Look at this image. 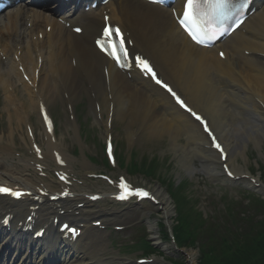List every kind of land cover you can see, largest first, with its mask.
Instances as JSON below:
<instances>
[{"label": "bare ground", "instance_id": "obj_1", "mask_svg": "<svg viewBox=\"0 0 264 264\" xmlns=\"http://www.w3.org/2000/svg\"><path fill=\"white\" fill-rule=\"evenodd\" d=\"M135 1L136 0H117L115 6L119 8V13L122 17L130 21L136 27L137 36H147L150 43L148 51L151 52L154 59L158 61L160 70L169 73H177L179 82H177L176 86L186 92V100L197 106L200 111L209 117L212 129L227 146L230 156L228 164L231 169L238 174L247 173V169H243V171L242 168L235 165V160L238 151L240 150L242 153L248 146L247 142L244 140L245 138L251 143L259 144V146L262 145L259 139L262 133H264V111L261 110L254 101L252 102V99L249 98L247 91L244 89L251 90L252 88L255 94L264 100V61L262 59L245 58L240 52L243 49L248 50L249 48L256 51H264V12L255 15L248 21L247 25V28H249L256 37L260 38V42L246 38L241 34L235 35L225 44L232 65L231 67H225L221 64L219 59L215 57L213 51L202 50L195 46L193 47L187 37L184 36L175 25L169 11L152 5L139 6L135 4ZM24 13L26 12L23 11V14ZM45 17L46 15L39 11H34L33 13V20L41 19L44 21ZM49 20L56 25V30H59L60 26L57 20L52 16L49 17ZM13 34V32H8L7 35L11 37V39L13 38L16 40L24 37L22 34H17V36H13ZM54 38L57 39L59 37ZM73 41H75L77 52L81 55L83 69L87 74V78L85 80L80 78L77 71L72 69L70 58L66 53V47L62 45L57 59L51 60L50 64L54 61L59 62L60 74L65 81V85L68 87L66 92L68 93L69 99L67 100L63 97L64 91H55L53 79H50L49 75L46 73L43 75L41 81V89L44 91L41 94L44 95V98L47 99L50 106L59 98L63 99V105L68 103L75 105L83 92L81 86L85 81H89L94 84L96 88H92V92L90 88H86L85 90L89 96L95 94V96H97L96 100L103 102V104L100 103V107L104 110L105 114L109 110V99L107 91L105 90L106 87L100 86L97 53L84 39L73 37ZM215 66H218V76L227 84V89L221 87L218 79L215 78L213 73ZM52 67L53 64L51 65V68ZM242 79L245 80L248 88L244 87V89H242ZM54 81L56 82V79H54ZM111 84L110 95L113 96V106H115L113 117L118 124L117 127H121L125 132L126 138L131 139L130 137L134 132V124H136L135 118L138 117V126L140 127L139 130L141 134L138 147L143 146V144L147 142L154 143L169 138V149H171V152L176 158H179V165L181 169L187 171L186 173H190L191 175L195 173V168L193 167V159L195 157H201L204 161L205 158L208 157L210 165L206 167L209 170H215L216 167L213 162L215 163L218 159L215 153L197 149L196 145H198V143H204L205 141L204 135L200 133L201 129L198 124H194L187 115L179 113L175 106L169 105L166 107V110L189 131L193 149L188 145H182L180 142L182 137L180 134L182 132L179 126L174 124L158 110L157 105L158 103H162L163 100L159 98L157 93L154 92V96L157 99L151 96L149 97L147 94L140 91L138 87L126 82L119 74L113 75ZM35 97L37 96L31 95L28 101L23 102L18 101L15 95H9L7 98L8 103L10 102L17 112L14 113L12 122L13 124H17L18 130L21 129L24 124L32 125L30 120L32 119L33 113L37 112L40 117L38 97ZM44 98H39V100ZM100 99H102V101H100ZM94 102L95 101L92 99L91 107L95 109ZM234 106H243L245 109L253 112L256 121L262 124L256 125L253 122H249L233 111ZM4 109L10 113L11 107L6 105ZM11 129L13 128L11 127ZM105 134H107V131ZM16 147L17 145L14 142L13 145L4 144V139L0 137V182L5 181L20 185L31 183L30 186H34L36 179L34 180L32 178V173L28 170L27 162L24 163V160H22L17 164L21 165V167H26L27 165L22 171H20V169H9L15 167L14 165L12 167L8 165L11 163L12 159H14L13 153ZM24 174L26 177L23 176ZM153 191L160 196L161 203H163L165 207L164 210L169 214L172 208L168 194L163 190L161 191L159 186L153 188ZM14 203L8 201L3 204L4 207L7 208L9 204ZM16 207L19 214L29 211L26 203L25 205L18 204ZM50 210L51 208L49 207H41V211L44 214L49 213ZM149 213L150 211L148 209L139 212L137 208H135L125 211L124 214L118 216V219L125 222L135 217L143 218L149 216ZM148 225L152 236L158 237L156 223L149 221ZM4 236L5 235H1V237ZM15 236L8 235L5 237L14 238ZM102 237L103 234L100 235L97 231H92L87 238L89 244L84 249L95 246L98 250H104L107 243L102 240ZM159 239L160 238H155L156 241ZM28 243L30 244V242ZM12 245L13 243L10 241L9 247H12ZM21 248V246H17V249ZM28 248H30V246H28ZM84 249L80 255L75 253V258L78 259L77 262H92V260H89L88 251ZM2 256V250L0 249V258ZM71 262L74 263L73 260ZM4 264H7V260L4 261Z\"/></svg>", "mask_w": 264, "mask_h": 264}, {"label": "rangeland", "instance_id": "obj_2", "mask_svg": "<svg viewBox=\"0 0 264 264\" xmlns=\"http://www.w3.org/2000/svg\"><path fill=\"white\" fill-rule=\"evenodd\" d=\"M4 106H5L4 104L0 103V114L3 113L2 109ZM0 122H2V125L0 124V136L3 134L8 135L9 134V130H8L9 122L6 119V115L2 121L0 120ZM93 133H96L95 135L99 136L100 130L95 129ZM93 133L88 132V140L89 139L91 140V135ZM116 139L121 141V145H122V141L125 142L126 145L128 143V139L126 138L125 132L119 133L118 128H116ZM181 142H184V141L182 140ZM169 143H170L169 138H165L164 141H158L154 143H151V142L144 143L143 146L138 147V156L139 158H143L145 154L149 156H153L154 158L158 156V158L161 159V163L164 165V168L166 167L163 173L165 174L166 171H168L169 173L168 177H171L172 180L175 181L177 185L178 183H180L179 180H183L185 177L188 176V173H186L187 172L186 170L181 169V166L179 165V158H176L175 155L171 152V149H169ZM92 148H93V145H92ZM254 151H256L257 153H254ZM244 153L247 156L246 159L243 158V156L245 157ZM235 161L240 166L243 165L244 161H246L245 165L248 168H254V167L257 168V171H256L257 176L261 175L264 177V146H262V149L259 150L256 148L255 144L249 143L247 150L242 153L239 152ZM170 167L173 168L174 171ZM175 173H176V176H175ZM135 177L136 179L138 178L139 181L151 182L153 186H156L158 182V181H155L154 178H147V177H140V176H135ZM162 178H163V175L161 179ZM192 179L193 181H196L197 184L191 183L187 187H185L183 191L185 195H187L188 197L190 196V198H192V200L194 201L193 204H197L195 207V210L197 209L198 212H204L207 216L213 215L216 218H218V217H221V214L223 216L224 214L223 209L225 208L227 204L231 205L233 204L234 201H236L241 204L239 207L240 211L245 212L246 210L248 215H253V214L255 215V217H250L249 219L247 218L246 221L242 219H238L239 227H244V228L249 227L247 222L252 221L253 218H255L256 220L261 219L260 212L262 211L261 209L262 207L259 205L258 197L256 195L252 196L249 193L247 194L244 192L246 190H249L246 184L234 185L233 190L227 191L226 189H218L216 187H209L205 185L204 181H201L199 184L198 175H196V177ZM191 205H192V202H190L189 206ZM172 206H173L172 208V218H173V216L175 215L174 214L175 203L173 201H172ZM144 208L150 209L152 211V214H153L151 215L152 220L153 219L158 220L159 218L161 219L159 214H157L155 210L150 208V206H146ZM160 219L158 223L159 227L161 225ZM143 220L146 221V219H143ZM233 227L235 229V226ZM139 231H141L146 236L148 235V238L151 239L149 225H147V221H146L145 223H143L141 228L136 229V231L130 234L131 239L127 241H130L136 238L137 236L136 233ZM159 232H160L159 234L162 239L164 236L161 235V230ZM143 239L144 238H139L138 240L141 243ZM203 242H205L204 239L201 241V243ZM153 245L160 247L161 244L160 243L157 244L154 242ZM164 246L167 247L168 245L165 244ZM161 249L165 252L167 256L171 255V256L178 257V258L181 257L179 254H176L171 249H169V251H166L163 247H161ZM190 252H191V255L194 256L195 262H198L197 260V258L199 257L198 252L197 251L195 252V250H192ZM187 261L188 260L186 259V262Z\"/></svg>", "mask_w": 264, "mask_h": 264}, {"label": "snow or ice", "instance_id": "obj_3", "mask_svg": "<svg viewBox=\"0 0 264 264\" xmlns=\"http://www.w3.org/2000/svg\"><path fill=\"white\" fill-rule=\"evenodd\" d=\"M247 2L248 0H245V4ZM245 4L239 5V8L242 9ZM237 7L238 6L234 0H186L183 15L179 18V24L193 41L198 44H204L209 40L217 38L218 35L224 34L228 30L226 25L228 21L232 20L236 15ZM241 22V19L236 17V26H239ZM77 31H80V29H77ZM116 33H120L118 28L116 29ZM105 36L108 38L107 41H98L97 43L100 44L101 48L105 51H108L110 48L111 51L109 54L119 62V50L115 45V42L111 39V28L105 30ZM123 44L124 40L121 36L120 48H123ZM221 55H223V53H221ZM124 56H127L126 49H124ZM136 60L145 71L151 73L153 78L156 77V73L152 70L147 60L142 59L141 57H136ZM156 83L161 84L169 93H171L181 107L185 108L197 120L204 123L205 130L209 132L210 136H212L211 131L208 129L207 122L203 121L201 116L197 115L190 107H188L171 87L159 79L156 80ZM45 119H47V116H45ZM212 140L215 142V136H212ZM214 146L223 153V148L219 143H214ZM229 174L231 175V173ZM119 186L122 189V195L119 197L120 199H126L128 195H137L140 197H148L150 195L143 189H133L123 178H121ZM0 192L8 193L11 192V190L0 187ZM12 194L17 196L20 195L19 192H13Z\"/></svg>", "mask_w": 264, "mask_h": 264}, {"label": "trees", "instance_id": "obj_4", "mask_svg": "<svg viewBox=\"0 0 264 264\" xmlns=\"http://www.w3.org/2000/svg\"><path fill=\"white\" fill-rule=\"evenodd\" d=\"M248 243L247 251L242 258L222 252L214 260L207 259L202 264H264V229L260 230V233Z\"/></svg>", "mask_w": 264, "mask_h": 264}]
</instances>
